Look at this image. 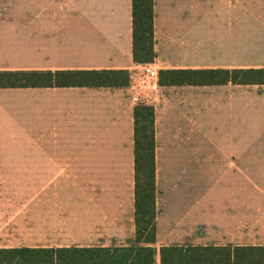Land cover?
Returning a JSON list of instances; mask_svg holds the SVG:
<instances>
[{
  "label": "crops",
  "instance_id": "obj_1",
  "mask_svg": "<svg viewBox=\"0 0 264 264\" xmlns=\"http://www.w3.org/2000/svg\"><path fill=\"white\" fill-rule=\"evenodd\" d=\"M1 7L0 71L124 69L131 80L0 87V248L134 241L135 181L131 192L92 183L101 174L94 168L135 166L140 102L155 109L157 137L176 128L174 139L184 141L175 147L194 152L172 159L171 138L157 139L156 168L194 173L166 176L163 190L156 174V264L163 246L264 247V84L161 85L158 77L143 101L132 84L146 65L264 68V0H155L151 63L134 59L133 0H0ZM162 8H179L189 27L165 28ZM213 261L252 262L223 252Z\"/></svg>",
  "mask_w": 264,
  "mask_h": 264
},
{
  "label": "trees",
  "instance_id": "obj_2",
  "mask_svg": "<svg viewBox=\"0 0 264 264\" xmlns=\"http://www.w3.org/2000/svg\"><path fill=\"white\" fill-rule=\"evenodd\" d=\"M133 55L139 63H151L155 52V0H133ZM124 69L69 71H0V87H35L41 84L123 87L130 83ZM264 84L262 69L172 68L159 71L161 85ZM135 118V223L136 236L127 246L69 248H0V264H156V162L155 109L140 102ZM264 259V247L213 248L163 246L161 264H215L221 253ZM241 262H228L227 264Z\"/></svg>",
  "mask_w": 264,
  "mask_h": 264
},
{
  "label": "rangeland",
  "instance_id": "obj_3",
  "mask_svg": "<svg viewBox=\"0 0 264 264\" xmlns=\"http://www.w3.org/2000/svg\"><path fill=\"white\" fill-rule=\"evenodd\" d=\"M6 8L1 7L0 12H3ZM181 11L179 8H162L160 9V18L161 22L164 24L165 28L170 27H189L190 20H183L181 17ZM144 98L141 95V101H143ZM179 130L174 128L170 130V132L164 131L163 135L156 134L155 131V141L157 146V139L159 142H162V139L164 141L169 140L173 141L171 143L170 150L167 151L169 154V157L172 159H176L179 156L181 157V154L188 153L189 155L191 153H194L192 149L189 147L186 150L183 149H177L175 147L176 145H180L179 143L183 142L184 139H174L177 135L176 133ZM181 132V131H180ZM179 135V134H178ZM190 143L193 144V142H196L195 138H189L188 140ZM134 161V156H132ZM97 169L100 174V181L98 183H92V190H100V191H134V181H135V166H111V167H102V168H94ZM193 168L190 167H157L156 168V174L157 178L162 182L160 183L159 190L164 189V183L166 176H174V177H181L183 175H191L194 173ZM81 186H78L77 189L80 190H87L88 184H80Z\"/></svg>",
  "mask_w": 264,
  "mask_h": 264
},
{
  "label": "built area",
  "instance_id": "obj_4",
  "mask_svg": "<svg viewBox=\"0 0 264 264\" xmlns=\"http://www.w3.org/2000/svg\"><path fill=\"white\" fill-rule=\"evenodd\" d=\"M159 77V72L152 68L149 65H146L144 68L143 73L140 75L139 78H133L132 77V84L136 87L138 91H140V94L144 96L145 98H148L146 96L147 89L146 88H152L153 84L155 83V80H157Z\"/></svg>",
  "mask_w": 264,
  "mask_h": 264
}]
</instances>
